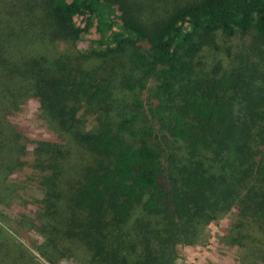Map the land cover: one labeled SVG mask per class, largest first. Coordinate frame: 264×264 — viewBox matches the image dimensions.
Segmentation results:
<instances>
[{
  "label": "trees",
  "instance_id": "obj_1",
  "mask_svg": "<svg viewBox=\"0 0 264 264\" xmlns=\"http://www.w3.org/2000/svg\"><path fill=\"white\" fill-rule=\"evenodd\" d=\"M31 99L54 137L17 120ZM27 166L50 264H176L231 211L264 264V0H0L1 203ZM0 264L39 263L0 228Z\"/></svg>",
  "mask_w": 264,
  "mask_h": 264
},
{
  "label": "rangeland",
  "instance_id": "obj_2",
  "mask_svg": "<svg viewBox=\"0 0 264 264\" xmlns=\"http://www.w3.org/2000/svg\"><path fill=\"white\" fill-rule=\"evenodd\" d=\"M75 21L81 25L85 32L82 39L77 42L78 48L88 49L91 41L98 37L95 28H88L80 22V19L75 18ZM40 114L39 101L31 99L27 107L17 113L16 118L27 128L32 139L47 140L54 137V134L48 129V125L45 124ZM88 122L87 128L89 129L94 124L93 118L91 117ZM61 140L64 141L63 146L69 150L70 161L68 165L70 171L68 179L72 180L75 177L74 165L81 155H85L86 149L70 139L69 135L61 136ZM32 179L33 168L31 166H27L22 175L10 176V181L20 180L26 186H24L22 194H16V203L11 206H7L0 201V228L9 240L21 244L26 252L39 264H50L38 250V247L47 248L45 238L31 227L33 217L29 212L35 208L36 201L43 197V190L34 186ZM12 189L14 188L12 187ZM4 193L0 191V197ZM232 221L233 212L231 211L208 224L196 244L179 246L177 248L176 264H250L249 261L245 260V251L237 245L230 244L227 239ZM59 264H83L82 255L80 253L78 257L66 258Z\"/></svg>",
  "mask_w": 264,
  "mask_h": 264
}]
</instances>
